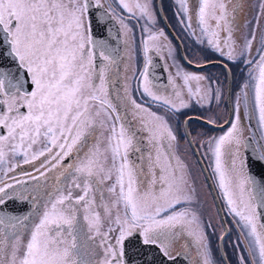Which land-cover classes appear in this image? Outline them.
I'll return each instance as SVG.
<instances>
[{
  "label": "snow or ice",
  "instance_id": "1",
  "mask_svg": "<svg viewBox=\"0 0 264 264\" xmlns=\"http://www.w3.org/2000/svg\"><path fill=\"white\" fill-rule=\"evenodd\" d=\"M118 2L132 15L135 9L146 25L154 24L151 0ZM176 2L184 15L180 22L191 29L189 0ZM240 7L237 0H198L195 10L199 42L229 60L236 59L233 33ZM259 7L251 38L245 37L249 53L264 16V2ZM93 8L102 9L101 0H0V55L7 53L16 69L0 65V264H127L125 241L134 233H139L144 245H155L164 257L174 260L172 245L182 231L194 238L200 264H214L198 217L183 208L177 210L191 202L194 189L188 166L172 152L176 141L172 128L164 117L137 103L125 87L120 97L125 110L151 117L141 116L140 123L155 152L154 158L149 154L147 173L129 158L141 151L136 132L109 98L119 57L105 39L94 34ZM105 14L131 30L114 10L106 9ZM95 23L102 24L103 18ZM143 31L148 36L142 41L145 65L137 91L173 112L189 107L171 75L175 99L159 94L151 78L149 52L150 43L155 46L164 33L151 32L147 26ZM260 43L258 59L245 60L250 66L249 81L241 92L247 118L251 121L255 112L264 133V37ZM169 55L173 56L172 49ZM97 57L102 61L99 65ZM176 77L187 88L189 100L213 95L220 99L218 88L213 91L201 84L206 77L179 65ZM239 109L238 95L235 119L225 121L230 127L205 143L212 156L213 177L240 231L238 240L246 243L247 257L241 255L240 264H264V187L257 191L246 172L241 149L247 141ZM257 159L264 162V144ZM21 163L33 166L35 174L22 173L35 181L31 186L26 179L9 176ZM29 200L26 215L3 211L8 201ZM98 248L103 259H97Z\"/></svg>",
  "mask_w": 264,
  "mask_h": 264
},
{
  "label": "rangeland",
  "instance_id": "2",
  "mask_svg": "<svg viewBox=\"0 0 264 264\" xmlns=\"http://www.w3.org/2000/svg\"><path fill=\"white\" fill-rule=\"evenodd\" d=\"M106 0H101V3H104ZM157 1L158 0H151V11L153 13L154 16V24H147L146 25V21L145 19H141L139 17V13L136 12V10L134 9L135 15H132L130 13H128L126 10H124L118 0H110L111 4L114 7V12L116 17H123L125 23L128 25L129 29H131L130 31L128 29H124L122 28V35L124 37V49L122 47V58L120 60H118L117 65L115 66V70H113V76L114 78H118L119 79V84L120 86H122V90L125 89V87H127L128 90V94H131V92L133 91L132 94V98H134L137 103L142 104L144 107L148 108L151 112H155L158 115L164 117L169 126L173 129L174 133H178L179 131L181 132V135H183L182 132V122L180 123H176L175 118L172 116V111L169 110L166 106L162 105L161 102H153L151 101L150 98H148L147 96H143L141 95L140 91H137V85L135 83V81L132 83L131 86V77L132 74H134V72H136L135 69V64L137 63L138 65L141 63V58L138 51H139V40L140 38H144V40L147 38L148 33L143 31V28L145 26H147L151 32H159V31H163L165 38H167V35L165 33V31L163 30L162 27V23H161V19L159 17L158 14V9H157ZM130 3L133 2V0H129ZM237 2L241 5V7L237 10L236 12V29L235 30V42H236V47H235V52H234V56L236 58H238V55H241V53H243L244 57L243 59H245L246 57H248V51L245 50L244 48V44H245V37L248 36V38H251L250 33L252 31V29L255 27V17L260 13V4L262 2H264V0H237ZM161 10L165 16V18L167 19V21L175 23L173 25H176V17L174 16V9L177 8L176 11H180V6L178 5V3L176 2V0H161ZM194 5L197 6L198 5V0H194ZM254 10H256V12L258 13L257 15H254L253 12ZM183 16V15H181ZM251 21L252 23H248L246 24V22ZM262 27L260 29V32L258 34V37L256 39V56L254 58L258 59L259 53L257 51L258 48L261 47V39L262 37H264V16H262ZM121 25V24H120ZM122 27V26H121ZM197 27V25H196ZM183 30V32H180V30L178 29V37L181 39V42H184L186 46V48L191 49V54L189 55L187 53V57H189V61L194 63V64H202L203 61H207V60H220V58L222 57L219 52L213 50L210 46L207 45L206 42L204 43H200L199 42V37H200V31L199 28L197 27V37L198 39L196 40L197 45H198V49L195 48V46H193V44L195 42H188L191 41V39H193V35L192 38L190 39L189 34L190 33V29H187V27L185 26V24L183 25V27L181 28ZM168 39V38H167ZM195 40V39H194ZM158 46L160 47V49L164 52L165 56L167 58H169L168 60H170V62L176 66L179 65L180 67H182L183 70L184 67L182 66L178 55L176 53V48L173 47V43L171 42H167L166 44L162 42V44L160 45L159 41H157ZM153 45L150 43V47H152ZM169 49H172L173 51V56L169 55ZM138 53V54H137ZM174 57V59H173ZM138 58V60H137ZM253 58V55H252ZM236 62V61H235ZM233 62L234 64H231V67L233 69L232 70V74L234 76V80L232 83V98H233V119H235V108H236V104L235 101L237 102V97L239 95L240 97V109H239V116H240V127L243 130V137L245 138L246 135H251V130L247 124V120H246V109L244 106V99H243V95L241 92L242 86L249 81V69L246 67L244 70L240 69L238 67V64ZM176 65H175V64ZM173 71V70H172ZM171 77L176 78L175 74L171 73ZM197 75H202L204 77H206L207 79L205 80L206 82V87L208 88L209 83L211 78H214L215 82H217L218 84V89L220 90V99L216 100L215 96H212L211 102L207 103L203 101V103L205 104L204 111H202L203 115L205 116V119L208 121H215L216 124L222 123L225 121L226 116H227V109L228 106L226 108V90H225V86H226V77L225 74L222 70V68L218 67V66H210V68L206 69V71L201 72ZM179 79V78H178ZM177 81V79H175ZM180 89H184L181 90L182 94H183V98L184 100L186 99L187 96V89L186 87H183V81L180 83ZM110 90V89H109ZM214 91V90H213ZM134 92H139L140 94H136ZM125 93H122V95H124ZM110 96V95H109ZM113 96V95H112ZM251 97H252V93L251 90L249 89V101H250V105H251ZM199 98V97H198ZM117 107L120 111V113H123V116L126 117V120L128 123H130V125L132 126V129L134 130V127L137 125L139 128H142L141 123H140V119L141 116H143L146 120H151V117L148 115V113H141L138 116H134L132 114V110L131 108H129L127 111H124L123 109V104L119 98V95L117 97ZM212 109V110H210ZM181 116L179 118L183 119L185 115L188 114V111H186V108L181 109ZM201 112V111H200ZM199 112V113H200ZM121 113V115H122ZM218 113V115H217ZM113 118H115V113H113ZM253 120L255 123V126L260 134V136H262V132L261 129H259L258 125H257V114L255 112H253ZM188 128L190 131V134L193 135V140L194 142L198 144V142H200L201 140H204L203 137L205 136H209V138L211 137H215V136H219L221 134L224 133V131H217V130H213V129H209L206 128L202 125L196 124V123H189L188 124ZM99 129L97 130V135H99ZM135 132H137V130H134ZM137 134V133H136ZM144 134V132H143ZM105 135H107V133L105 132ZM146 139L143 142L145 144V142H148V136H145ZM184 139V138H183ZM92 141L89 140V144H91ZM146 147L150 146L149 143L145 144ZM204 147H201V152L203 150L208 151L207 149V145L204 142L203 143ZM200 147V146H199ZM148 149V148H147ZM243 148L241 149V156L244 159V152H243ZM151 152H148V150H146V152H140V156H141V162L139 164H137V166H140L143 168L144 172L147 173L148 169H149V154ZM176 154L177 156L180 157V159L182 161H184V163L188 166V170L191 173V178H190V183H191V187L192 189H194L193 192V199L191 200L190 203L184 204V205H179L177 206V210H181V208H183L184 210H186L187 212H189V214L191 213H195V215L198 217L199 222H200V226L203 230V232L205 231V221L206 219H209V221L211 222L213 228H214V235L211 236L208 241L206 242L208 245V248L210 249L211 252V257L212 260L214 261V264H222L218 255V251H217V240L218 237L222 234V227L220 226V223L218 221V213L216 210V207H214V202L212 201V197H211V193L209 191V188L205 182L203 173L200 169V167L198 166L192 152L191 149L188 145V143L186 141H183L181 139L180 143H177V148H176ZM209 160H207L208 162ZM13 162V161H12ZM211 162V161H210ZM212 163V162H211ZM146 166V168H145ZM238 166H239V162H238ZM247 172V171H246ZM50 180L52 182V178L50 175ZM104 187L106 188L107 185H104ZM78 194V193H77ZM106 196H108V194L106 193ZM220 197H221V201L223 204V207L227 210V206L226 203L224 201V199L222 198V194L220 191ZM112 197L108 196V200L109 202H111ZM97 200H99V196L97 195ZM217 213V214H216ZM80 217H81V222L83 223V212L80 213ZM233 222L234 221V217L231 215ZM193 228H195V225L192 226ZM5 231H10L8 229H5ZM237 233L235 228H231L230 229V236L227 240V242L229 243L234 236H236L235 234ZM228 250V249H227ZM226 250V251H227ZM174 252V250H172ZM97 252L99 253V255L97 256V259H103V251L102 249H97ZM196 252V258L197 261L195 264H200L201 262V256L199 255V251H195ZM191 256V255H190ZM191 261L194 262V258L191 256Z\"/></svg>",
  "mask_w": 264,
  "mask_h": 264
},
{
  "label": "flooded vegetation",
  "instance_id": "3",
  "mask_svg": "<svg viewBox=\"0 0 264 264\" xmlns=\"http://www.w3.org/2000/svg\"><path fill=\"white\" fill-rule=\"evenodd\" d=\"M189 2H190V5H191V8H192V21H191V25H192V27H191V29H190V33H191V35L189 34V37H190V39L192 38V35H193V32H195V35H193V39H191V41H188V42H195L194 44H193V46H195V48H197L198 49V45H197V42H196V40L198 39V37H197V27H196V25H197V22H196V16H195V10H196V8H197V6H195L194 5V0H189ZM103 4V8L106 10V9H111V10H114V7H113V5L111 4V2H110V0H106L104 3H102ZM177 10V8H175L174 9V11H175V13H174V16L176 17V25H173V24H175V23H173L172 24V22H169V21H167V19L165 18V16H164V18H165V20L167 21V23L169 24V26H170V28H171V31L175 34V36L177 37V39H178V41H179V44H180V47H181V50H182V52H183V54H184V56H185V58L187 59V61H189L188 59H189V57H187V53L189 54V55H192L191 54V49H189V48H186V46H188V45H185V43L184 42H181V39L178 37V29L180 30V32H183V30L181 29L182 27H183V25L184 24H182L180 21H181V19H184V15L183 16H181V14H180V12L179 11H176ZM115 13V12H114ZM253 14L254 15H257L258 13L256 12V10H254V12H253ZM259 15V14H258ZM116 16V15H115ZM100 18H104V16L103 15H100L99 17H98V19H100ZM115 19V18H114ZM116 21H117V23L119 24V26H120V31H121V41H122V47H123V49H124V37H123V35H122V27H121V25H120V23L118 22V20L117 19H115ZM162 23V22H161ZM262 16H260V26H259V28H257L256 29V39H257V37H258V34H259V32H260V29H261V27H262ZM162 27H163V30L165 31V33H166V35H167V38H165V37H162L160 40H159V43H160V45L162 44V42L163 43H169V42H171V43H173V47L174 48H176V53H177V55H178V58H179V60H180V62H181V64H182V66L184 67V71H186V72H189V73H194V74H199V73H201V72H204V71H206V69H208V68H210V66L209 67H207V68H204V69H201V70H196V69H193V68H191V67H189L187 64H185L184 62H183V60H182V58H181V55H180V51H179V48H178V45H177V43L175 42V40L173 39V38H171V36L169 35V33L167 32V30L165 29V27H164V25L162 24ZM188 29V28H187ZM235 30H234V33H233V36H235ZM195 39V40H194ZM256 39L253 41V47H252V49H251V52L249 53L248 52V57H246L245 59H243V57H244V55H238L237 57L238 58H236L235 60H229L228 58H227V56H222L221 58H220V60H217V59H214V60H207V61H203L202 62V64H205V63H209V62H215V61H217V62H220V63H222L223 65H225L227 68H228V70H229V73H230V77H231V87H230V90H231V98H230V107H231V111H232V113H231V120L233 119V98H232V90H233V88H232V83H233V80H234V76H233V74H232V70L231 69H233L232 67H231V64H234L233 62H235V63H237L238 64V67L240 68V69H245L246 67L249 69L250 68V66L248 65V64H246L245 63V60H250V59H253L255 56H256ZM105 40H106V38H105ZM144 40V38H140V40H139V51H138V53H139V55H140V57H142L141 59V63L138 65L137 63L135 64V69H136V72H134V74H132V77H131V86H132V83L135 81V83H136V85H137V87H138V80L140 79L139 78V73L141 72V71H143V69H144V65H145V56H144V52H143V43H142V41ZM107 41V40H106ZM156 47H158L159 48V51H156ZM150 48H152V50L149 52V55L152 57V59H156V58H158V59H160L161 60V62H162V65H163V69H164V71H165V74H166V80H167V82L165 83V84H162V83H158L157 85L159 86V94L160 95H166V96H169V97H171V98H173V99H175V96H174V89H173V87H172V85H170L169 84V76L171 75V73H173V74H175V76H176V66H174L171 62H170V60H168L169 58H167L166 56H165V54H164V52L160 49V47L158 46V43L156 42V45L155 46H152V47H150ZM225 51H227V49H225ZM137 53V54H138ZM252 55H253V58H252ZM121 58H122V53H121ZM120 58V59H121ZM119 59V60H120ZM137 60H138V58H137ZM190 62V61H189ZM102 63V61L99 59V57H98V60H97V64L99 65V64H101ZM190 63H192V62H190ZM175 64V63H174ZM194 64V63H193ZM201 64V65H202ZM176 65V64H175ZM195 65H198V64H195ZM200 65V64H199ZM215 66H218V67H220V68H222V70H223V72H224V74H225V77H226V86H225V90H228L227 89V74H226V71H225V69L222 67V66H220V65H215ZM182 68V67H181ZM113 70H115V67H114V69ZM173 70V71H172ZM250 70V69H249ZM172 76V75H171ZM113 78V83L110 85V90H109V98L113 101V103L114 104H117V97H118V95H119V98L120 97H123L124 95H122V93H124V90H122V86H120V84H119V79L117 78H114V76L112 77ZM175 79H177V81L175 80V82H176V84L177 85H179L180 86V83L182 82V80L181 79H178L177 77L175 78ZM164 80V78L163 79H161L160 81H163ZM210 80V83H209V85L211 86V88L213 89V90H215V89H217V87H218V84H217V82H215V80H214V78H211V79H209ZM201 84L204 86V88L205 89H207V87H206V82L205 81H202L201 82ZM208 85V86H209ZM193 89L195 90V82H193ZM180 90H184V89H180ZM185 90H187V89H185ZM134 93H136V94H140L139 92H134ZM132 94H133V91L131 92V94H129L131 97H132ZM113 95V96H112ZM226 108H227V106H228V104H227V94H226ZM211 99H212V97L211 98H209V99H205V100H199V98L198 97H196V98H193V99H191V100H189V97H188V93H187V96H186V99H185V101H187L188 103H189V107H187L186 108V111H188V114L187 115H185L184 116V118L183 119H181V118H179L180 116H181V114H182V112H181V110L179 111V112H173L172 111V116L175 118V120H176V123H180V122H182V132H183V122H184V120L187 118V117H190V116H196V117H200V118H203V119H205V116L203 115V113H202V111H204V110H202V109H204V107H205V104L203 103V101L204 102H206V100H207V103H210L211 102ZM197 101H199V102H197ZM235 104H236V101H235ZM123 109H124V111H127V110H125V108L123 107ZM210 110H212V109H210ZM201 111V112H200ZM200 112V113H199ZM122 113V112H121ZM228 113H229V109H227V116H226V119H227V117H228ZM122 115H123V113H122ZM217 115H218V113H217ZM226 119H225V121H226ZM230 120V121H231ZM246 120H247V124H248V126H249V128H250V130H251V133H252V136L251 135H246L245 136V139L247 138V137H251L253 140H256V147L258 148V150H259V148H260V144H259V142L257 141V139L255 138V136H254V134H253V131H252V129H251V127H250V125H249V123H248V118H247V112H246ZM224 121V122H225ZM196 123V124H199V125H202V126H205V125H203V124H201V123H199V122H197V121H190L189 123ZM224 122H222V123H219V124H216V123H214V124H216V125H221V124H223ZM188 123V124H189ZM205 127H208V126H205ZM228 127H230V124H228L226 127H224L223 129H213V130H217V131H226L227 129H228ZM209 129H212V128H210V127H208ZM134 130H137V134H136V136H137V140H138V146L140 147V149H141V151L140 152H146V150H148V152H151V154H152V156H153V158H154V156H155V152L152 150V146L150 145V146H148V147H146V145L145 144H147L148 142H145V144L143 143L144 141H145V139H146V135L148 136V133L146 132V131H143L142 130V128H139L137 125L134 127ZM173 130V129H172ZM188 131H189V128H188ZM143 132H144V134H143ZM174 132V131H173ZM261 132H262V130H261ZM175 134V136H176V141H174L173 142V149H172V152L174 153V155H176L177 156V154H176V148H177V143L179 142L180 143V141H181V139L183 140V141H186L187 143H188V141H187V139H186V137H185V134L183 133V135H181V132L179 131L178 133H174ZM189 134H190V131H189ZM262 134H264V133H262ZM190 136H191V139H192V141H193V143H194V146H195V148H196V150H197V153H198V155H199V157H200V159L202 160V162H203V164H204V166H205V168H206V170L209 172V175H211V177H212V179H213V181H214V183H215V187L217 188V194L219 195V197H220V189H219V187H218V184H217V181H216V179L213 177V173H212V167H209V161H211L212 162V156H211V153H209L208 151H205V150H203L202 152H201V147H204V145H203V143L204 142H206L208 139H209V136H205V137H203V139L204 140H201L200 142H198V144H197V142L195 143L194 142V138H193V135H191L190 134ZM215 137H218V136H215ZM261 137V136H260ZM184 138V139H183ZM261 141H262V143L264 144V139H261ZM188 145H189V143H188ZM200 146V147H199ZM190 147V146H189ZM148 148V149H147ZM191 149V148H190ZM244 150H245V148H243ZM244 150H243V152H244ZM140 152L139 153H137V152H135V156L137 157V159H138V162H135L134 160H133V156H132V153L130 154V160H132L133 161V163L134 164H139L140 162H141V156H140ZM191 152H192V154H193V156H194V158H195V155H194V153H193V151L191 150ZM17 160H19V159H21L20 157H17L16 158ZM195 160H196V158H195ZM207 160H209L208 162H207ZM244 161H245V167H246V171H247V174H248V169H247V165H246V160H245V152H244ZM16 161H13V163H15ZM196 162H197V160H196ZM197 164H198V162H197ZM198 166H199V164H198ZM200 167V166H199ZM145 168H146V166H145ZM237 168H239V166H238V162H237ZM25 172H31V173H33V174H35L34 173V169H33V166L32 165H29V164H23V163H21V166L19 167V168H17L16 170H15V172H13V173H9V176H15L16 177V179H26V180H28V186H31L32 184H34L35 183V181H32V180H30V179H28L27 177H25V176H23L22 175V173H25ZM3 174L2 173H0V176H2ZM9 182H11V181H9ZM49 183H52L51 182V180H50V178H49V181H48ZM218 195H217V197H218ZM218 200H219V203H220V206H221V210H222V213H223V218H224V222H225V224H226V226H227V234H226V236H225V238H224V240H223V251H224V254H225V257H226V259H227V261H228V264H240V256L241 255H243V256H245V257H247V252L245 251V248H246V243H241L239 240H238V237H240V231H239V229L237 228V226H236V224L233 222V219H232V217H231V214L223 207V205H222V201H221V197H220V199L218 198ZM212 201H213V199H212ZM29 204H30V207H31V200H29ZM215 207V206H214ZM28 214V213H27ZM217 214V213H216ZM218 221H219V223H220V226L222 227V224H221V221H220V218H219V216H218ZM231 228H235L236 229V231H237V233L235 234L236 236H234L233 237V239L228 243L227 242V240H228V238H229V236H230V229ZM222 233H223V227H222ZM204 235L206 236V242L208 241V239L211 237V236H213L214 235V228H213V226H212V224H211V222L209 221V219H206V221H205V231H204ZM222 235V234H221ZM221 235L218 237V240H217V251H218V255H219V249H218V244H219V239H220V237H221ZM241 240H242V237L240 238ZM228 249V250H227ZM172 250H174V252H173V254L175 255V254H177V253H179V252H184V253H186L188 256H189V258H190V260H191V256L194 258V262H192L191 261V264H195L196 263V261H197V258H196V250L198 251V248H197V245H196V243H195V240H194V238L192 237V236H189L188 234H187V232L186 231H182L181 232V234H180V236H178L177 238H176V240H175V242L173 243V245H172ZM227 250V251H226ZM191 255V256H190ZM219 258H220V255H219ZM220 261H221V263H222V260H221V258H220ZM223 264V263H222Z\"/></svg>",
  "mask_w": 264,
  "mask_h": 264
},
{
  "label": "water",
  "instance_id": "4",
  "mask_svg": "<svg viewBox=\"0 0 264 264\" xmlns=\"http://www.w3.org/2000/svg\"><path fill=\"white\" fill-rule=\"evenodd\" d=\"M160 3H161V0H158L157 1V9H158L159 17H160L161 22L164 25L165 29L167 30V32L171 36V38H173L175 40V42L177 43L183 62L185 64H187L189 67L196 69V70H201V69L207 68L209 66H214V65H220L225 69L226 74H227V89L228 90H226V94H227V104H228V109H229V113H228V117H227L226 121H230L231 120V113H232L231 107H230L231 77H230V73H229L228 68L225 65H223L222 63L217 62V61L205 63L202 65H195V64L187 61V59L185 58V56L181 50V47H180V44H179L177 37L171 31L169 24L167 23V21L164 18V14L161 10V4ZM92 13H93V21H94V23H93L94 34L99 38H103V39L106 38L108 46L114 50V53L117 54L119 59H120L121 53H122V41H121V31H120L119 25L117 24V22L115 21L114 18H110L108 15L105 14L104 8H102V9L93 8ZM100 15L104 16L103 23L100 25H97L95 23V21L98 19V17ZM97 60H98V57H97ZM97 60H96V63H97ZM0 65H3L5 67L12 66V60L10 57L7 56V53L0 55ZM12 71H16L14 66H12ZM151 78L156 84H158V83L159 84L160 83L165 84L167 82L166 74H165V71L163 69L162 62L158 58L152 59ZM163 78H164V80L160 81ZM190 121H197V122H199L205 126L212 128V129H223L228 124L224 122L221 125H216L214 123H209V121L206 119L196 117V116L187 117L183 122V131H184L185 137H186V139L189 143V146H190L191 150L193 151L195 158H196V160H197V162L201 168V171H202L203 176L205 178L206 184L210 190L214 205L216 207L218 216L220 218V221H221V224L223 227V233L219 239L218 249H219V255H220V258L222 260V263L228 264V261L225 257L224 251H223V240L227 234V226L224 222L221 206H220L216 191L214 189V186L212 184L210 175H209L208 171L206 170L202 160L200 159V157L197 153V150L194 146V143L191 139V136L189 134L188 123ZM248 123H249V125L253 131L255 138L259 142V144H263L260 137H259V134L255 128L253 118L251 119V121H249V119H248ZM245 140L247 141V147L245 148L244 152H245L246 165H247V169H248V175H250L252 177V179L255 181V189L258 191L259 188L264 187V162H261L259 159H257L258 149L255 145L254 140L251 137H247ZM135 155H136L135 152H133L132 153L133 160L134 161L136 160L135 162H138V159ZM29 210H30L29 201L24 202V203H20L17 201H8L3 206V211L5 213L15 215V216L26 215L29 212ZM125 259L127 261V264H191V260H190L189 256L184 252H179L178 255L175 254L174 260H170V259L164 257L161 254V252L157 246H155V245H144L142 243V237L139 235V233H134L133 236L129 237L125 241Z\"/></svg>",
  "mask_w": 264,
  "mask_h": 264
},
{
  "label": "trees",
  "instance_id": "5",
  "mask_svg": "<svg viewBox=\"0 0 264 264\" xmlns=\"http://www.w3.org/2000/svg\"><path fill=\"white\" fill-rule=\"evenodd\" d=\"M205 127V126H204ZM206 128H208V127H206Z\"/></svg>",
  "mask_w": 264,
  "mask_h": 264
}]
</instances>
